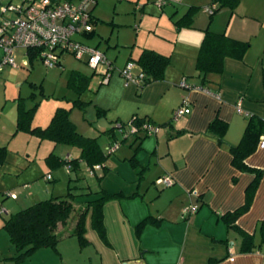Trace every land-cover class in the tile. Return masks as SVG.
<instances>
[{"label":"crops","instance_id":"obj_1","mask_svg":"<svg viewBox=\"0 0 264 264\" xmlns=\"http://www.w3.org/2000/svg\"><path fill=\"white\" fill-rule=\"evenodd\" d=\"M97 3L96 0L91 12L94 32L98 18L93 11ZM198 5L191 3L187 9L200 8ZM193 23L189 29L176 30L186 32L192 50L185 51V55L191 60L196 59V47L200 48L205 28L247 43L243 59H225L222 74L209 75L202 86L197 72L196 81L186 83L189 72L178 57L166 68L163 80L140 88L141 104L131 115L146 119L159 129L143 139L134 163L130 162L133 149L109 161L111 166L100 181L101 185L104 183L102 189L122 197L104 206L105 238L99 237L87 218L86 246L81 247L75 238H67L59 242L57 253L41 249L33 254L30 258L38 256L39 264H264V245L249 254L239 253L241 237L221 219L243 205L245 190L254 178L253 174L232 167L229 147L240 141L249 116L264 119V0H238L233 10L224 7L211 20L209 16L194 18ZM78 40L86 41L81 37ZM143 50L165 55L153 49ZM183 82L185 87L181 86ZM184 102V115L172 120L174 111ZM215 119L228 124L222 143L208 132ZM245 163L263 174L250 209L238 218L236 225L254 235L257 242V227L264 220V142L259 141ZM47 175L50 174L43 176V181H52V175L49 181L44 179ZM162 177H169L172 185L157 186L155 182ZM51 192L44 187L42 193L33 192L31 199L40 201L45 195L51 196ZM190 206L198 209L184 217V209ZM148 217L158 223L147 225L138 235L136 227ZM3 222L4 219L0 222V260L17 264L16 251L3 230ZM6 250L14 256H4Z\"/></svg>","mask_w":264,"mask_h":264},{"label":"rangeland","instance_id":"obj_2","mask_svg":"<svg viewBox=\"0 0 264 264\" xmlns=\"http://www.w3.org/2000/svg\"><path fill=\"white\" fill-rule=\"evenodd\" d=\"M53 1L61 0H34V6L40 8ZM97 1L99 3L93 11V15L98 18L95 35L84 43L97 47L99 51L104 52L108 62L112 63V71L109 72L106 83L102 82L103 77L100 74L105 70L104 66H99L93 74L88 65L68 54L62 57V66L47 68L40 59L30 62L25 49H16L15 65L0 67V146H6L7 150L6 161L0 167V211L7 210L6 213L4 211L0 213L1 223L10 214L37 203V200L31 199L33 192L42 193L44 187L52 190V195H45L46 197L42 195L39 200L66 196L71 188V193L76 195L73 198L75 209L73 215L78 208L95 198V192L104 187V183L101 185L97 178L103 174L101 169H97L95 175H92L84 164H81L80 170L74 173L69 172L66 166L55 169L50 166V169L46 163L49 154L62 159L77 158L80 154L79 148L63 144L54 145L48 140H39L23 132L15 133L19 99H23L26 108L38 104L32 125L42 128L49 124L56 108L71 107L69 118L78 133L85 137L97 138L101 148L106 149L111 140L105 131L121 122L125 125L128 135L131 114L141 104V89L120 75L130 57L136 59L143 49H153L171 56L170 63L180 57L186 63V71L189 72L186 83L196 81L195 61L185 55V51L192 50L187 43L188 36L183 31L177 33L174 23L191 3L200 4L194 18L206 19L209 14L204 8L212 3L211 0H183L179 3L165 2L164 5H161L162 0ZM21 2L22 0H0V21L2 18L12 20L13 12L9 10L1 15L2 10L12 5L19 6ZM195 24L198 26L200 23ZM184 29L186 28L180 30ZM198 48L196 47V54ZM72 71L91 76L88 88L80 94V99L88 103L84 109L72 107V100L77 98L76 93L67 87V79ZM137 74V68H133L132 75ZM98 109L103 111L102 115ZM116 136L119 144L125 134L116 133ZM133 138L132 135L127 136L125 143L119 144V148L105 162L107 167L111 166L109 161L116 160V156L126 152L129 154L128 151L131 149L129 145ZM47 173L53 176L50 182L43 181V176ZM105 181L111 183L109 178ZM87 188L91 194L81 195L85 194ZM6 193L14 194L15 198L9 197ZM2 235L7 241V236ZM3 252L4 256L11 254L10 250ZM85 253L86 250L83 251L82 257H85ZM37 257L29 258L22 264H39L40 259ZM0 264L15 263L9 259H2Z\"/></svg>","mask_w":264,"mask_h":264},{"label":"trees","instance_id":"obj_3","mask_svg":"<svg viewBox=\"0 0 264 264\" xmlns=\"http://www.w3.org/2000/svg\"><path fill=\"white\" fill-rule=\"evenodd\" d=\"M75 1L79 0H63L45 6L48 7L62 2L76 3ZM237 3L238 0H212V3L208 7L211 9L210 14L208 15L209 20H211L213 15L221 8L227 7L233 10ZM92 8L90 11L92 31L82 35L83 37L81 36V38L85 40L91 39L95 34L93 26L94 21L91 15ZM197 10L198 8L196 7H189L174 23L177 30L191 28L194 22V14ZM203 32V39L195 59V69L198 73V77L201 79L202 86L207 82L209 75L222 74L225 59L230 58L240 61L243 59L248 48L247 43L235 41L226 37L224 34L213 33L208 28H205ZM81 42L84 43L85 41ZM42 52L43 49L40 47H33L26 50L30 62L34 59H40L43 63L41 58ZM66 54L74 57L71 53L57 50L56 55L58 60L51 68L62 66V57ZM1 61L2 56L0 58V63ZM79 61L87 65L84 59ZM109 63L112 67V63ZM127 63L135 64V68H138L139 72L144 74V80L142 84L139 85V88H143L149 83L163 80L166 68L170 63V57L161 55L152 50H143L136 59H129ZM92 71L94 74L95 69H92ZM90 79L91 76H87L79 71H72L69 74L67 87L73 90L77 97L72 100V107L84 109L88 104L80 99V94L88 88ZM37 107L38 104L35 103L31 107L26 108L23 99L18 100L15 133L23 132L37 137L39 140H48L54 145L63 144L79 148L80 154L77 158L62 159L53 154H49L46 158V163L49 168L51 166L52 169L66 166L69 172L74 173L80 170L81 164H84L87 171L92 175H95L97 169H101L103 174L102 176L97 177L100 182L109 170L105 165V162L109 156L114 154L116 149L119 148V144H124L127 136H130L128 134L121 139L119 144L117 143L118 138L116 133L122 135L126 134L127 130L125 125L119 122L114 125V127L105 131L111 141L106 149H102L97 138L85 137L78 133L76 126L69 118L71 107L69 109L62 107L56 108L49 124L44 128L32 125L33 116ZM98 112L99 114L103 113L101 109H98ZM129 124L138 127V133L132 135L134 138L129 145V147L133 149V155L130 158V162L132 161V163H134L135 153L141 148L143 139L156 133L153 132L149 134V129L152 128L158 130L159 128L150 124L148 120L137 117H132ZM227 127L228 124L226 122L220 119H215L209 124L208 132L215 135L218 142L222 143L227 132ZM262 136H264V119L257 115H251L247 119L240 141L236 145L229 147V152L232 157V167L240 172L251 173L254 176L252 182L245 190L243 205L233 212L225 213L221 217L228 229L235 231L241 237L239 249V253L241 254L252 253L258 250L260 246L264 245V220L260 221L257 227L259 234V241L257 242L254 239V235L242 231L236 225L238 218L247 213L250 209L263 174L260 170L250 168L245 163V160L255 152ZM114 147H116V149L111 153L110 149ZM6 158V147H0V166L5 163ZM44 179L49 181L51 177L50 175H47ZM69 191L70 192H68L66 196L40 200L27 208L14 214H10L4 219L3 230L7 233L10 243L15 248L16 256L14 257V260L17 264H20L24 259L30 258L41 249H51L57 253V245L60 241L67 238H75L81 247L86 246L88 243L86 239L87 218L90 219L91 228L98 233L99 237L102 239L105 238L104 206L112 200L121 198L122 195L119 193H110L101 189L100 191L95 192L94 199L88 201L83 207L78 208L73 215L72 213L75 211L73 198L76 195L71 193V188ZM90 194L91 193L87 188L85 194L81 195L89 196ZM196 209L198 208L196 207ZM2 211L3 210H1L0 213H2ZM195 212L196 210L193 213ZM190 214L192 213H188L187 215ZM187 215H184V217ZM157 223V219L148 217L136 227V233L139 235L144 227L147 225H156Z\"/></svg>","mask_w":264,"mask_h":264},{"label":"built area","instance_id":"obj_4","mask_svg":"<svg viewBox=\"0 0 264 264\" xmlns=\"http://www.w3.org/2000/svg\"><path fill=\"white\" fill-rule=\"evenodd\" d=\"M96 0H79L76 3L62 2L52 6L35 7L33 0H22L19 6H9L2 10V14L6 11L13 12L12 20L6 18L0 21V50L2 52V61L0 67L4 65H15L14 53L16 49H30L40 47L43 49L41 58L45 66L51 68L56 64L58 57L57 50L68 52L74 55L77 60H85L87 65L92 69L104 66L105 70L100 74L103 77L102 82L106 83L111 72V65L106 60L104 54L87 46L78 40L82 35L92 31V23L90 11ZM165 2L179 3L181 0H162L161 5ZM210 14L211 9L205 8ZM135 64L127 63L126 67L120 72L128 82L139 87L144 80V74L138 73L132 75V69ZM185 87V83H181ZM184 105L180 106L173 113V119L176 120L185 113ZM150 133L156 132L157 129H149ZM138 133V127L130 124L129 135ZM127 134H125V137ZM264 142V136L260 138ZM116 147L111 148L110 152H114ZM155 184L157 186L169 187L172 181L169 177L158 179ZM11 198H15L12 193H6ZM195 206L184 209V215L193 213Z\"/></svg>","mask_w":264,"mask_h":264}]
</instances>
